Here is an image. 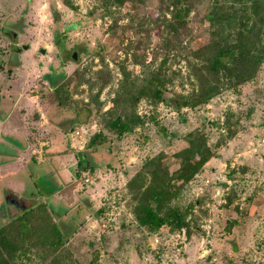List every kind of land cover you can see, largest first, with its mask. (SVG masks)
<instances>
[{
    "label": "rangeland",
    "instance_id": "1",
    "mask_svg": "<svg viewBox=\"0 0 264 264\" xmlns=\"http://www.w3.org/2000/svg\"><path fill=\"white\" fill-rule=\"evenodd\" d=\"M103 1L0 0V84L29 79L22 92L43 89L47 106L59 108L58 95L72 101L59 108V125L74 145L59 171L39 159L10 165L7 172L5 163L17 155L13 150L24 151L27 140L22 131L0 135L14 146L0 144V228L34 199L45 202L52 215L37 218L40 249L33 264H264V60L252 81L196 108L178 109L181 96L193 89L187 61L165 47L164 26L149 23V30L135 32L140 22L171 18L167 4L137 0L113 9V18L104 16ZM211 2L191 0L193 10L178 35L186 45L207 42ZM78 22V29L69 28ZM19 63L26 67L21 76L12 74ZM123 69L132 73L143 123L119 139L107 131L112 134L106 144L90 146L93 135L104 131ZM158 71L164 72L167 101L150 94L149 81ZM103 81H109L104 90ZM193 131L215 157L200 179L180 185L163 208V215L187 213L188 224L175 221L162 232L140 228L129 181L149 159L186 148ZM85 159L88 168L81 165ZM181 161L176 158L171 173L180 171ZM52 248L57 254L47 258Z\"/></svg>",
    "mask_w": 264,
    "mask_h": 264
},
{
    "label": "trees",
    "instance_id": "2",
    "mask_svg": "<svg viewBox=\"0 0 264 264\" xmlns=\"http://www.w3.org/2000/svg\"><path fill=\"white\" fill-rule=\"evenodd\" d=\"M141 1V0H139ZM105 15L115 16L113 9L128 3L134 4L137 0H104ZM169 7L171 18L163 16V21L146 20L135 28L141 33L151 24L164 26L162 37L165 47L177 50L180 56L187 61L189 78L193 89L189 96H181L182 103L176 108H196L208 103L217 97L224 89L236 90L240 86L252 81L258 74L259 67L264 60V0H212L205 19L209 22V37L206 43L197 47L186 45L178 37L181 29L185 28L193 7L191 0H163ZM55 17L58 13L52 7ZM80 22L69 27L78 29ZM69 28L65 29L68 30ZM147 31V30H146ZM168 59H164V63ZM164 72L158 71L149 81L150 94L167 101ZM123 79L115 92L113 108L105 113L107 122L103 125L104 131L93 135L90 146L97 142L106 144L112 133L115 138L132 133L142 123L137 112L138 95L132 73L122 70ZM85 81L80 82L79 86ZM88 82V81H86ZM89 83V82H88ZM109 81H103L102 90ZM66 90L65 85L62 86ZM69 92L67 93L68 98ZM177 95L173 94V97ZM172 97V98H173ZM61 109L71 107L72 101L62 100L58 95ZM112 133H108V132ZM188 146L178 153L167 156L158 155L145 162L126 189L133 202V214L138 226L149 232H162L175 221L187 223V213L173 210L163 215L166 201L175 197L180 185H185L199 175L205 165L215 157L206 145L204 137L198 132H191L185 139ZM182 159L180 171L171 173L175 160ZM83 161V160H82ZM86 159L81 162L84 168ZM193 162V164H192ZM87 164V163H86ZM231 172V171H230ZM34 199L26 200L27 208L14 218L12 222L0 228V264H33L39 255L40 246L36 242L40 236L37 218L40 215L51 216L45 202L33 203ZM201 204L195 202L196 207ZM194 205L191 206V209ZM83 209V208H82ZM82 209H78V215ZM51 232L49 235H51ZM57 241H60L57 237ZM51 248V246H50ZM47 258L56 256L52 248Z\"/></svg>",
    "mask_w": 264,
    "mask_h": 264
},
{
    "label": "crops",
    "instance_id": "3",
    "mask_svg": "<svg viewBox=\"0 0 264 264\" xmlns=\"http://www.w3.org/2000/svg\"><path fill=\"white\" fill-rule=\"evenodd\" d=\"M3 69L0 70L3 71ZM13 70L12 74L15 75L21 76L26 73L24 72L26 67L24 68V64L21 66L20 63L14 66ZM31 71L32 69H29V72ZM25 77L28 78V76ZM29 81V79L27 81L25 79L6 81L8 85L2 86L5 84L3 81L2 85L0 84L2 86L0 87V135H4L6 130L7 132L22 131V136L27 140L23 146L25 150L20 151L17 148L13 150L11 147L14 146L9 141L0 138L1 145L11 148L17 153L16 156L7 159L4 169L11 172L9 171L11 166H16L19 163L22 165L23 162L30 160L36 162L39 159L41 161L48 159L59 171L62 169L61 166L66 163L69 151L74 145L68 143L65 127L59 125L61 118H63L61 117L62 110L57 106H47L42 101V96L46 92L43 89L39 91V94H34V91H31V94L22 92V88L30 83ZM19 152H22V155Z\"/></svg>",
    "mask_w": 264,
    "mask_h": 264
},
{
    "label": "water",
    "instance_id": "4",
    "mask_svg": "<svg viewBox=\"0 0 264 264\" xmlns=\"http://www.w3.org/2000/svg\"><path fill=\"white\" fill-rule=\"evenodd\" d=\"M14 37L16 38L17 35L15 34ZM23 49H28V48H27V47H23ZM41 53H42V54H45L46 52H45L44 49H41ZM73 59H74V60L77 59V55H76V54H74ZM17 202H19V204H20V201H19V200H17ZM26 208H27V204L25 203V209H26Z\"/></svg>",
    "mask_w": 264,
    "mask_h": 264
},
{
    "label": "built area",
    "instance_id": "5",
    "mask_svg": "<svg viewBox=\"0 0 264 264\" xmlns=\"http://www.w3.org/2000/svg\"><path fill=\"white\" fill-rule=\"evenodd\" d=\"M77 134H78V136H80V133H77ZM200 177H201L200 175H197V179H200ZM203 184L205 186H207L208 184H210V181L209 180L204 181ZM156 243H159V240L158 239H156Z\"/></svg>",
    "mask_w": 264,
    "mask_h": 264
},
{
    "label": "flooded vegetation",
    "instance_id": "6",
    "mask_svg": "<svg viewBox=\"0 0 264 264\" xmlns=\"http://www.w3.org/2000/svg\"><path fill=\"white\" fill-rule=\"evenodd\" d=\"M2 67L0 66V69H1ZM62 223H63V221H62Z\"/></svg>",
    "mask_w": 264,
    "mask_h": 264
}]
</instances>
